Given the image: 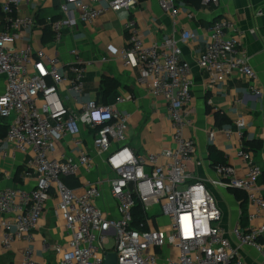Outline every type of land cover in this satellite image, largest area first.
Instances as JSON below:
<instances>
[{
    "label": "built area",
    "instance_id": "obj_1",
    "mask_svg": "<svg viewBox=\"0 0 264 264\" xmlns=\"http://www.w3.org/2000/svg\"><path fill=\"white\" fill-rule=\"evenodd\" d=\"M22 1L29 2L0 0V73L4 76L0 117L8 121L7 131L0 138V161L5 155L2 143L26 154V175L32 176L35 184L27 190H0L1 249L9 252L16 242H22L19 264H103L104 251L114 252L117 264H249L240 256L242 246L264 257V187L258 182L261 168L254 154L240 143L236 156L244 168L241 175L227 163L215 167L220 176L218 185L245 194V224L239 222L231 230L235 245L220 228L221 211L205 181L195 178L187 168L196 159L195 140L183 135L193 126L192 66L181 58L179 43L194 34L183 29L177 39L168 36L145 45L141 33L131 27L129 45L116 56L122 66L138 68L140 81H151L152 95L162 98L167 108L165 117L174 146L140 155L126 143L129 115L116 106L125 99L117 96L111 104H98L84 98L86 62L79 58L77 49L70 50L72 63L59 66L58 58L46 54L43 48L16 46L20 31L37 25L33 15L18 14ZM92 1L95 0H61L60 10L65 16L76 12L79 21L92 23L104 10L131 11L140 2L105 0V6L98 9ZM200 2L219 4V0ZM158 3L173 18L177 15L172 0ZM44 24L50 26L54 39L59 41L68 21L49 15ZM195 65L209 73L210 83L222 82L232 73L243 75L250 81V94H260L256 72L237 28L228 18L209 26L205 49ZM62 90L79 104L78 110L65 104ZM235 125L234 131L224 130L225 136L242 137L243 121L238 119ZM84 131L94 154L102 157L113 177L83 180L78 187H69L61 176L79 181L93 170V155L87 149ZM213 136L210 131L209 137ZM63 140L71 151L60 144ZM102 182L108 184L113 211L97 204ZM52 197L57 198L55 210L64 221L68 240L55 242L51 246L54 260L45 262L35 258L34 230ZM155 204L161 207L165 224L159 223L160 215L152 212ZM136 206L142 215L138 222L133 215ZM111 237L112 248L105 249ZM166 246L176 250L175 256L160 251Z\"/></svg>",
    "mask_w": 264,
    "mask_h": 264
},
{
    "label": "crops",
    "instance_id": "obj_2",
    "mask_svg": "<svg viewBox=\"0 0 264 264\" xmlns=\"http://www.w3.org/2000/svg\"><path fill=\"white\" fill-rule=\"evenodd\" d=\"M158 1L140 0L131 11L104 10L92 23L79 21L77 13L73 11L65 16L60 10L61 0H29L28 4L22 1L18 14L33 15L37 25L29 30H21L15 44L30 46L33 50L43 48L46 54L58 58L59 66L72 63L74 56L70 50L77 49L79 58L86 62L84 98L94 99L98 104H111L117 96L123 97L125 101L116 106L120 112L129 115L126 143L136 154L146 155L174 146L170 141L169 120L165 117L166 104L162 98L152 95L149 79L140 81L136 66H122L116 56L129 45L131 27L141 33L145 45L161 42L168 36L177 39L183 29L190 30L194 37L179 43L181 58L192 66L190 108L193 126L185 129L183 135L195 140L194 160L199 161L200 165L192 160L187 168L195 178L205 181L221 211L218 222L220 228L235 245L231 230L240 222L242 204L247 211L245 194L241 190L218 185L220 176L215 167L227 163L235 168L237 175H241L244 168L236 156L240 143L245 141L253 149L260 144L257 153L252 148L249 151L254 154L261 168L258 182L264 187V0H219L218 6L190 0H172L178 9L174 18L160 8ZM91 3L98 9L106 4L105 0ZM49 15L68 21L59 41L54 39V35L43 31L40 20L45 21ZM220 18H228L237 28L249 63L257 75L259 95L250 94V81L243 75L232 73L222 82L210 83L209 73L195 65V60L205 49L209 26ZM3 89L4 76L0 73V93ZM61 96L69 108L79 109V104L72 102L67 91L62 90ZM238 119L244 123L242 137L225 136L224 130L227 128L233 131L237 129L235 121ZM4 122L6 120L0 117V124ZM210 131L214 132L212 139L209 137ZM83 133L87 149L93 155V170L83 174L79 183L83 180H102L104 176L113 177L102 157L94 154L87 132ZM60 144L72 150L65 140ZM1 146L5 147V155L0 161V190L15 187L32 189L35 182L32 176L26 175V154L4 143ZM210 149L219 154L221 161L216 162L210 157ZM101 190L102 196L97 204L113 211L115 206L106 182H102ZM56 203V197L48 200L44 214L34 230L35 258L39 261H53L51 246L55 242L65 243L68 240L64 221L55 210ZM158 222L165 224L167 219L159 218ZM23 246L22 242H16L9 252H4L0 247V264H19ZM160 251L172 256L176 254V250L169 246ZM239 252L241 258L249 264H264V257L249 246L239 247Z\"/></svg>",
    "mask_w": 264,
    "mask_h": 264
},
{
    "label": "trees",
    "instance_id": "obj_3",
    "mask_svg": "<svg viewBox=\"0 0 264 264\" xmlns=\"http://www.w3.org/2000/svg\"><path fill=\"white\" fill-rule=\"evenodd\" d=\"M190 1H193L194 3H196V2H197V3H200V0H190ZM53 18H54V17H53ZM54 19H57V18H54ZM40 23H45L44 19H43V20H40ZM43 31H44V33H46V34L48 33V34H50V35H54L52 29L50 28V26H49L48 24H44V25H43ZM104 82H105V80L103 79V83H104ZM7 128H8V121L6 120V122L0 124V138H2V137L5 135V133H6V131H7ZM243 146H244V147L246 146L245 148L248 149V150H250V149L252 148L251 150H252L254 153H257L258 149L260 148V144L255 145V146H254V149H253V147H248V146H247V142H245V141H243ZM209 154H210V157H211L212 159H214L216 162L221 161V160L219 159V154H217V152H216L215 150L210 149V150H209ZM259 178H260V177H259ZM60 179H61L65 184H67L69 187H78L79 184H80L79 181H78L75 177L61 176ZM245 201H246V200H245ZM241 208H242V214H241L240 224L244 225V224H245V216H246V211H245V206H244V204H242ZM133 215H134V218H135V222H138V221H140V220L142 219V215H141V213H140L139 206H136V207H135Z\"/></svg>",
    "mask_w": 264,
    "mask_h": 264
},
{
    "label": "water",
    "instance_id": "obj_4",
    "mask_svg": "<svg viewBox=\"0 0 264 264\" xmlns=\"http://www.w3.org/2000/svg\"><path fill=\"white\" fill-rule=\"evenodd\" d=\"M103 264H117L116 254L112 251H104Z\"/></svg>",
    "mask_w": 264,
    "mask_h": 264
},
{
    "label": "rangeland",
    "instance_id": "obj_5",
    "mask_svg": "<svg viewBox=\"0 0 264 264\" xmlns=\"http://www.w3.org/2000/svg\"><path fill=\"white\" fill-rule=\"evenodd\" d=\"M152 212L159 214L160 219L165 218V220H166V217L161 214V207L159 205H157V204L153 205L152 206ZM112 245H113V238L111 237V238H109L108 243L105 244V249L112 248ZM33 247H34V245H33Z\"/></svg>",
    "mask_w": 264,
    "mask_h": 264
}]
</instances>
